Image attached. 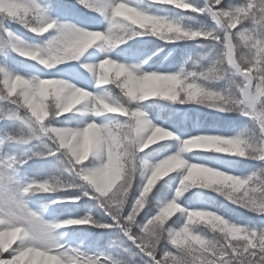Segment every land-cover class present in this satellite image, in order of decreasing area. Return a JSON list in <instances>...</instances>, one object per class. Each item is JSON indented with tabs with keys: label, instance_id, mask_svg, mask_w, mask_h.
I'll list each match as a JSON object with an SVG mask.
<instances>
[{
	"label": "snow or ice",
	"instance_id": "6c2138e0",
	"mask_svg": "<svg viewBox=\"0 0 264 264\" xmlns=\"http://www.w3.org/2000/svg\"><path fill=\"white\" fill-rule=\"evenodd\" d=\"M5 2L11 7L0 8V17L19 23L37 35L56 29L57 34L49 39L43 48L31 47L14 36L10 30L4 29L12 51L46 68L66 61H76L87 49L98 43L109 47L121 44L126 38L139 35L137 29L147 30L152 35L164 39H169L168 34H176L171 39L202 38L219 44L223 49L221 62L226 61L243 78L242 83L238 85V98L208 91L195 82H189L187 77L181 74L183 69L172 74L157 72L137 74L136 68L110 58L101 60L95 68L88 64L83 67L89 72L97 73L100 85L114 83L128 102L157 96L169 101L179 99L181 103L210 101L208 106L218 111L237 110L242 115L250 116L258 124L261 133H264V36H254L242 26L248 17L253 19L258 17L264 21V0H247L240 6H226L223 0H205L206 10L217 28L222 30L215 34L213 31L183 30L169 20L149 15L120 0H76L82 7L109 18L110 26L106 32L79 28L71 23L58 24L56 20L47 16L45 9L37 0H0V4ZM155 2L182 10L205 11L194 8L186 0ZM241 46L247 49L246 55L239 51ZM112 65H120V69L112 71ZM217 70L214 65L199 75L207 77L215 74ZM130 80L142 83V87L131 94L127 87ZM0 101H7L13 106L4 112L0 119L26 122L30 131L38 129L54 142L57 152L62 151L69 158L72 171L86 169L88 166L85 161L87 162L91 156L85 158L81 154L78 159L76 158V149L73 146L76 138L86 140L90 134L95 133L97 144L93 151H99L103 148L102 137L106 125L89 121L74 129L46 126L50 114L60 117L83 106L84 112H91L95 116L101 113L125 116L128 121H133L138 129L150 125L154 128L152 136L156 143L173 137V133L165 128L152 125L146 118L141 119V115L144 114L141 110L130 108L119 100L93 95L63 79L25 78L23 75L9 72L3 66H0ZM50 102L54 105V110ZM69 103L70 107L66 106ZM105 105L109 107L106 108ZM21 109L23 116L19 114ZM6 141L27 143L26 139L15 136L8 130L0 137V147ZM156 143H150L146 148ZM180 145L179 151L154 165L141 162L144 182L136 187L138 193L136 198L129 201V207L123 212L125 199L129 190L133 188V179L120 199L109 201L117 185L110 186L107 177L103 176L100 180L101 186L94 188L96 194L94 198L110 216L112 225L95 223L87 215L84 218H69L58 223L45 222L40 215L29 210L22 197L26 193L40 192L45 188L52 191L55 180L52 183L45 180L22 184L13 175L15 158L0 159V264H101L99 258L85 256L75 249L65 250L53 235L54 230L65 226L90 223L100 228L113 226L118 228L132 245L148 258L145 264H264V229L249 230L230 223L221 214L206 208L187 210L186 221L181 226L175 230L167 228L166 239L170 247L161 249L157 254L161 229L166 228V221L174 212L185 211L177 203V198L194 185L215 188L237 207L264 214V199L256 197L260 190L257 185H264V178L261 175L253 173L247 178H241L202 164L188 163L182 158V153L196 148L240 157L251 156L264 161V142L257 146L242 135L229 137L220 134H200L181 141ZM136 151H139L138 145ZM48 155H55V152L50 151ZM176 170H184V175L176 188L175 196L167 200L146 223L137 222L136 217L144 209L154 186ZM260 171L264 172V168ZM95 175V172H88L86 178ZM201 221H206L207 226L219 234L221 238L219 246L192 229V225L200 224ZM134 223L135 231L132 228ZM104 264L120 262L104 258Z\"/></svg>",
	"mask_w": 264,
	"mask_h": 264
},
{
	"label": "rangeland",
	"instance_id": "374dc122",
	"mask_svg": "<svg viewBox=\"0 0 264 264\" xmlns=\"http://www.w3.org/2000/svg\"><path fill=\"white\" fill-rule=\"evenodd\" d=\"M152 3H157L155 0H148ZM202 9H205L203 17V25L198 24L196 22L195 18H188L187 13L182 12H176V8L172 5L161 4L165 7H171L172 9L163 10L161 13H159L160 8H156V11H151L149 7H143L139 6L136 3V0H120V2L128 3L130 6L136 7L138 10H141L149 15H153L159 18H163L166 20H169L173 22L174 24H177L180 26L183 30L186 31H213L214 34L216 32L222 31L221 29L217 28V25L215 21L211 18L208 11L205 8V0H198ZM148 2V3H149ZM237 2V1H236ZM37 3H39L46 11L47 16L50 19L56 20L57 23H71L75 25L76 27L87 29V30H94V31H101L106 32L110 26L109 24V18L106 15H103L101 13H98L96 11L87 9L82 7L80 4L76 2V0H37ZM197 4V3H196ZM198 5V4H197ZM177 10H182L178 9ZM186 11V10H183ZM245 23V21H244ZM0 24H2V27H0V64L7 66L9 72L13 74H20L23 75L25 78H37V79H45V78H55V79H63L68 83H71L77 87H81L82 89H85L89 91L93 95H99V96H106L108 98H111L108 94H106V85H100L97 80V73L95 71L89 72L87 71L83 65L88 64L91 65L93 68L98 65V63L105 59L110 58L118 63H123L129 67H134L137 70V74H143L147 72H158V70L155 68L156 64L153 66L152 63L148 64V52H144L143 55H137L135 58L132 59L130 56V51L127 49H121L120 46L128 44L129 42L133 41L136 36H133L131 38H126L125 41L121 44L114 45L112 47H109L107 45L103 44H95L89 49H87L78 60L76 61H66L62 64L55 65L52 68H46L43 65H40L36 61H32L30 59L21 57L17 55L14 51L11 50L9 38L5 35L4 29L7 28L10 30L14 36L22 39L24 42H26L31 47H40L43 48L46 46V43L49 39H51L54 35L57 34L56 29H52L49 32H46L42 35H37L35 33H32L28 31L26 28L22 27L19 23L10 21L7 18L0 17ZM247 27L250 28V31L253 33L254 36H264V21L259 20V18H251L249 21H246ZM139 33H142V36L140 37V42H137V44L147 42L151 40L152 38H160L164 42L172 43L170 45L171 47L174 46V44L184 41H194L191 42V45L194 48H197V57H195L194 61L188 62V67L192 66L194 71H205L206 69L213 67L214 65L218 68L220 63L222 61V51L223 49L219 44H214L209 40H205L202 38H180V39H171V37L175 36L176 34H168L169 39H164L156 35H152L147 30L137 29ZM170 47V50H171ZM194 52V51H193ZM189 53V51H188ZM166 53L162 54V56H165ZM227 64V63H226ZM152 65V66H151ZM228 68H232L230 65H228ZM225 66L222 68V75L225 76V79L222 82L217 83H211L207 84L210 85L214 92H220L225 96H228L230 98H238V85L242 83V81L239 80L238 74L235 71L234 75L230 74L231 69H228ZM6 69V70H7ZM235 70V69H234ZM161 74V72H160ZM230 74V75H229ZM213 75V74H212ZM212 75H209L207 77H202V81H208L209 79H212ZM206 85V84H205ZM108 88V87H107ZM113 88V87H112ZM51 97H49L50 100ZM4 102L5 107L11 108L10 104H8L7 101H0ZM6 102V103H5ZM211 102L205 101L202 104L201 103H195L193 105H185L186 107L194 106V108H200V110L204 109L207 110L211 114H216L223 120H227L226 124L228 130L225 131V135L227 134H233L236 135H242L245 138H247L250 142L256 144L259 146L261 142H264V133H261L260 128L256 121L247 115H242L239 111L233 110V111H218L213 107H209L208 105ZM161 107L159 111H162L163 109L169 107V109L175 108V110H179V104L175 103L171 104L167 100H161L160 101ZM260 105L258 104V108ZM83 106H81L80 109L75 110L71 113H68L69 121H63L58 122V120L54 121V118L49 117L48 121L46 122V126H56V127H67V128H78L83 126L86 122L94 121L100 125H116V124H123L126 123L127 120L125 119V116H122L120 114H109V113H101L99 116L93 115L91 112H84L82 110ZM149 108V107H148ZM168 109V110H169ZM141 110L145 118L152 123L154 126L163 127L166 130L172 131V126L169 123H164L158 121L154 115H151V113H154L151 111V109H139ZM156 112V111H155ZM182 112V111H181ZM22 113V109L19 110V114ZM167 114V113H166ZM239 115L246 119H240V120H231L235 115ZM24 113L21 114L23 116ZM171 113H169V116ZM180 115H183V113H180ZM167 116V115H166ZM53 120V121H52ZM11 124H13V129L10 130L13 135L23 137L27 140V143H22L19 141H12L6 143V146H8L11 150H17L19 153L17 157V163L13 167V175L15 178L20 182L18 178V167L24 166V170L26 172H30L33 174L37 173L40 168V164L43 162H47L50 158L53 156H56L58 154H61L62 156H65L62 151L57 152L56 151V145L54 142L50 139H48L47 136L43 135L38 131V129H35L33 131H30L26 122L22 123L21 121H17L15 119L9 120ZM240 121L241 123H238L237 128H235L232 123ZM226 128V129H227ZM2 137L3 135L0 134ZM195 136L194 132L185 133L184 136H174L172 138L166 139L164 141H160L156 144H154L156 147H163L161 152L158 153L157 156L150 158V155L145 152L144 149L141 152L142 154L139 155L138 160L141 163L146 162L148 165H154L155 160H161L165 158L168 155L175 154V151H178V148H180V142L189 138H192ZM177 138V140L174 139ZM154 145H151L149 148L153 147ZM159 145V146H158ZM55 152V155H48L49 152ZM33 153H40V155H33ZM184 156L186 162L188 163H198V164H206L203 161V158L200 157L197 154L194 155H187L186 153H182ZM30 157V158H29ZM67 157V156H66ZM68 158V157H67ZM0 159H2L0 157ZM90 159L93 161L95 160V157L90 156ZM23 161V163H22ZM261 161V160H260ZM29 162H32V166H27L24 164H28ZM37 163L38 167H35ZM264 164V161H261ZM142 166V165H141ZM143 168V167H142ZM144 171V169H143ZM51 173L53 170L51 169ZM184 175V170H177V180H179ZM52 181H60V179L57 177L56 174L52 176ZM61 182V181H60ZM21 183V182H20ZM90 186V185H89ZM91 187V186H90ZM66 191L70 193H73V188H64ZM63 189V190H64ZM59 189H55L52 191H58ZM50 192V191H48ZM44 191L40 192H29L26 193L27 195H30L32 199V194L34 193H48ZM202 197V196H201ZM136 196L134 197V199ZM200 198V195L197 194V199ZM23 199V198H22ZM262 199V198H257ZM24 201V199H23ZM25 203V201H24ZM162 204V202H160ZM25 205L29 208V210L36 212L38 215L41 216V218L48 223H58L54 221L53 218L47 217L43 212L37 211L32 206H28L26 203ZM143 210V209H142ZM141 210V211H142ZM185 210H190V208H185ZM252 212V211H250ZM256 213V212H254ZM113 224V223H112ZM68 226L59 228L54 230L53 235L56 237L57 241L60 242L65 250L71 251L72 249L77 250L78 252L84 254L85 256H92L94 258H99L101 260V264H104V257L101 252H93L91 250H88L84 248V245L82 243V240L75 236H68L69 234L67 230ZM121 235L123 236V233L115 227ZM113 242L118 243L120 242L116 237H112ZM125 238L122 237L121 242H123ZM15 244H13V247Z\"/></svg>",
	"mask_w": 264,
	"mask_h": 264
},
{
	"label": "trees",
	"instance_id": "16d2710c",
	"mask_svg": "<svg viewBox=\"0 0 264 264\" xmlns=\"http://www.w3.org/2000/svg\"><path fill=\"white\" fill-rule=\"evenodd\" d=\"M246 2L247 0H223V3L226 6L229 5L240 6L245 4ZM138 4L139 6L149 7L151 11H156V8H160L162 6L157 3H150V2L148 3L146 2V0H138ZM168 9H172V8L162 6L159 13H161L163 10H168ZM175 11L177 13L183 12L177 9H175ZM197 16H195L197 23H200L202 26H204L203 18H202L203 15L201 14V12L198 13ZM251 18L252 17H248L245 20V23L246 21H249ZM245 23L243 22L242 26L246 28L248 31H250V28L247 27V24ZM191 42L190 41L179 42L178 45L174 47V50L168 56V57H172L173 59H171L170 61H167V59H165L164 62L162 63L163 64L162 70L164 71V74H172L169 71L170 66H174V63L180 59L182 54L187 53L188 51L190 52L189 58H191V61L195 60V57H197L196 56L197 48L195 47L194 50H192L193 48ZM141 46L142 48L151 49V52L153 53L152 60H154L160 54H162L167 48H169V43L161 41L159 38H156L150 43H144ZM239 51L243 53H247V49L243 48V46L240 47ZM0 66H3L5 68L7 67L2 64H0ZM224 66L228 68L226 61L219 64V67L217 68L218 69L217 72L213 74L212 79L211 80L209 79L208 81H202L203 78L199 75L201 70L194 71L192 66H190L184 73H182V76L187 77V80L189 82H195L199 84L205 90L214 91V89L207 84L222 82L225 79V76L222 75L223 73L222 68ZM189 73H194L196 75H189ZM230 74L234 75L235 70L231 69ZM112 87L109 88L110 95H112L114 99L125 103L126 106L130 108L139 109L141 108L142 103H152L154 101L160 102L161 99L167 100L163 97L157 96V97H149L145 100H136V101L128 102L127 99L123 96L122 92L115 86V84L112 85ZM169 102L180 103L179 105L183 107H186L184 106V104L190 106L197 103L191 101L181 103L179 99L177 101H169ZM3 103L4 102H0V116H2L5 111H7V108ZM186 108L189 109L191 115L189 122L185 125V127H182V129L187 130L188 128L193 127L195 125L199 129L202 128H204V130L217 129L218 132L223 131L222 127L224 120L221 119L220 117L213 116V114H209L207 110L204 109L200 110V108H194V106H191V108L190 107H186ZM50 116L51 118H54L53 119L54 121L59 119L58 122H63L65 119L68 118V116L66 115L56 117L50 114ZM233 119L240 120L245 118H242L241 116L236 114L235 117H233ZM12 129H13V124L10 123L9 119H0V134L3 135L5 130L10 131ZM202 134H206V133L203 132ZM209 134H218V133L212 131ZM18 153L19 152L17 150H11L5 144L2 147H0V156L3 159H7L11 157V158H15L16 160L19 155ZM151 153L152 150L148 149L147 154H151ZM192 153L198 154L201 157L207 159L208 162L210 163L208 165L209 167H212L215 170L223 171L226 174L240 176L241 178H247L253 173H257L261 175L262 178H264V172L260 171L262 168H264V164L260 160L255 159L251 156L240 157L237 155L216 153L214 151L196 149V148L193 149ZM137 157H138V153L133 161L136 167V171H134L133 173V188L129 190V193L125 199L122 212L129 207V201L134 200V197L138 194L136 192V187L141 185L142 183V179H141L142 166L138 162ZM17 162L18 161L16 160V163L13 165V167L16 164L18 165ZM92 162L93 160L89 159L87 162L88 164L86 162L85 163L87 164V166H92ZM34 163L36 164L35 167H38L37 163L36 162ZM24 165L30 167L34 164H32V162H29L28 164H24ZM71 167L72 166L69 162V158H67L66 156H62L61 154L53 156L52 158L47 160V162H43L42 164H40L39 166L40 170L33 175L30 172H26L24 170V166L21 167L19 166L18 174L22 182L26 181L28 183L32 181H45V180L48 182H53L52 176L56 174L61 182H67L76 185L75 187H72L73 193L70 194L68 191H66L67 189L66 190L59 189L56 192L50 191L48 193H43V194L36 193L34 194V196H32V201L30 196H26L24 199L32 202V206H34L35 208L39 210H43L48 215H51L56 222H62L69 218H84L87 215L91 217L92 221L95 223L112 225L113 223L112 219L110 218L109 215L105 213V210L99 206L96 199L94 198L96 195L94 189L90 187L86 182L82 181L78 176H76L75 173L71 170ZM51 169L53 170L52 173L50 172ZM176 171L170 173L166 178H162L154 186L144 209L136 217L137 222H139L140 224H144L147 222L148 219H150L157 213L158 209L160 208L159 207L160 202L164 201V197L166 195L171 194L172 192L171 189L174 188L175 178L173 175L175 174ZM170 177H172L173 180ZM179 182L177 183V186L179 185ZM257 186L259 187L260 190L256 193V197L264 199V185H257ZM175 191L176 190H173L174 194ZM193 192L197 194L199 193L200 198L194 199L195 200L194 201L193 198L195 193L192 195ZM84 193H88V195H84ZM76 197H79V199H74ZM177 200L180 201V203H183L184 205H190L191 209L206 208L208 210L217 212L221 214L230 223H235L238 226L246 227L249 230L259 231L261 229H264V214L250 212L244 208L237 207L236 205L232 204L228 199H226L223 193L218 192L215 188H209L203 185H194L191 188L187 189L179 198H177ZM186 211L187 210L182 212H174L173 215L168 218V220L166 221V228L161 229L160 240L157 245V254H159V251L161 249H167L170 247L166 239V234H167L166 229L172 228L173 230H175L179 226H181L186 221ZM191 227L194 231L203 235L206 239H209L214 243H217V246H219V244L221 243V238L219 237V234L211 230L210 227L207 226L206 221H201L200 224H194ZM132 228L133 231L136 230L135 223L133 224ZM67 230L69 232L68 234L69 236L75 235L77 237H80L83 240V244L87 249H91L93 251H101L109 260L119 261L120 264H145V262L148 260V258L145 257L143 253H140L139 250L136 249L134 245H132V242L129 241L124 235L122 237L125 238V240L121 242L122 237L119 234L120 232L117 229H115L114 226L107 228H100V227H95L94 224L90 223L84 225L69 226ZM116 236H119V238H117V242L119 239L120 242L114 244L113 242L114 240L112 237H116Z\"/></svg>",
	"mask_w": 264,
	"mask_h": 264
},
{
	"label": "clouds",
	"instance_id": "9594fccd",
	"mask_svg": "<svg viewBox=\"0 0 264 264\" xmlns=\"http://www.w3.org/2000/svg\"><path fill=\"white\" fill-rule=\"evenodd\" d=\"M10 7L6 2L0 4V8L9 9ZM242 55H246V53H242ZM119 69L120 65H112L111 67L112 71ZM127 87L131 94L137 92L142 87V83L138 80H130ZM50 106L54 110V105L51 102ZM66 106L70 107V103ZM105 107L109 106L105 105ZM40 110L41 112L43 111L42 108ZM141 119H145L144 114L141 115ZM153 131L154 128L150 125L138 129L137 125L131 120L123 124L106 125L102 137L103 148L99 151H93L94 146L97 144L95 133L90 134L86 140H81L80 137H77L73 145L76 149V158L78 159L83 154L85 158L91 155L95 157V160L92 162V166L73 172L93 189L101 186L100 180L103 176H106L110 186L117 185L116 190L109 197V201L120 199L122 193L127 190L129 182L133 179L134 171H136L133 161L137 153L148 147L150 143H156L152 136ZM137 145L139 151H136ZM88 172H95L96 175L86 178ZM143 174L144 171L142 172ZM75 186L72 183L56 181L52 190ZM48 190V188L43 189V191Z\"/></svg>",
	"mask_w": 264,
	"mask_h": 264
},
{
	"label": "water",
	"instance_id": "95a60500",
	"mask_svg": "<svg viewBox=\"0 0 264 264\" xmlns=\"http://www.w3.org/2000/svg\"><path fill=\"white\" fill-rule=\"evenodd\" d=\"M240 75V74H239ZM240 77L242 78V76L240 75Z\"/></svg>",
	"mask_w": 264,
	"mask_h": 264
}]
</instances>
